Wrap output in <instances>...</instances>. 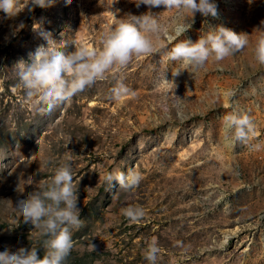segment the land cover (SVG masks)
<instances>
[{"label":"rangeland","instance_id":"1","mask_svg":"<svg viewBox=\"0 0 264 264\" xmlns=\"http://www.w3.org/2000/svg\"><path fill=\"white\" fill-rule=\"evenodd\" d=\"M215 3L216 18L197 13L178 37L174 26L184 18L153 8L165 26L153 53L110 69L50 112L35 99L25 103L18 74V63L46 43L34 23L66 51L82 45L100 50L115 25L113 12L121 18L148 8L134 0H55L12 19L0 12V251L36 247L43 258L47 237L24 223L16 202L70 163L81 224L70 228L74 247L64 264H149L144 251L152 238L160 248L157 264H264V145L253 148L264 142V65L254 56L264 0ZM21 22L25 27L13 35ZM217 25L247 34V46L199 67L169 59L176 43H194ZM176 70L182 72L173 77ZM121 81L134 95L114 100L111 89ZM175 95L182 99L179 108ZM233 113L253 122L246 143L224 127ZM129 170L143 177L134 190L105 180ZM129 205L145 209L140 222L123 216Z\"/></svg>","mask_w":264,"mask_h":264},{"label":"clouds","instance_id":"2","mask_svg":"<svg viewBox=\"0 0 264 264\" xmlns=\"http://www.w3.org/2000/svg\"><path fill=\"white\" fill-rule=\"evenodd\" d=\"M134 2L137 8L143 5L148 11L140 15L129 13L121 18L117 17V12H113L115 25L104 34L100 50L82 45L66 51L65 46L58 45L52 32L45 30L41 23H34L33 30L46 43L38 45L29 53L27 63H18L21 66L18 74L25 90V103L35 99L42 106V111L50 112L98 80L104 79L110 69L116 66L124 68L134 57L152 54L154 40L159 41L165 33V26L159 22L158 14L152 12L153 8L163 7L165 12L175 10L178 16L184 18L174 26L177 37L192 28L197 13L205 18L218 16L215 0ZM54 3L55 0H30L27 5H22L21 0H0V12L4 13L3 19H12L26 8L31 13L36 7L47 9ZM66 3L70 4L71 0H66ZM261 25H264V21ZM24 27L21 22L13 35ZM8 39L6 36L5 40ZM248 42L247 34H237L223 25H217L194 43L190 40L176 43L167 55L172 61H182L183 65L199 67L210 57L214 56L220 61L235 54L245 48ZM254 56L259 64L264 65V31L256 43ZM181 72L176 70L172 73L173 77L179 76ZM128 95H134V92L122 81L111 89L114 100ZM225 95L230 96L232 93L227 92ZM181 100L175 95L173 103L177 108ZM163 108L165 112L169 110L167 104ZM224 127L233 133L235 141L246 143L254 125L247 114L233 113L225 117ZM262 145L264 142L254 145L253 148L259 149ZM142 178V174L135 170H129L127 174L117 172L115 175L108 173L105 176L106 181L115 180L125 191L137 188ZM16 209L24 223L40 230L47 237L44 241L47 250L43 258H39L36 247H20L15 252L5 247L0 251V264H64L74 247L70 228H78L81 224L79 196L73 187L70 163L57 167L49 183L28 193L25 198L18 199ZM122 214L131 222L138 223L145 217L146 212L141 205H129L122 209ZM91 248L96 250V245L92 243ZM159 253L160 248L155 238L146 241L144 257L149 264H157Z\"/></svg>","mask_w":264,"mask_h":264}]
</instances>
